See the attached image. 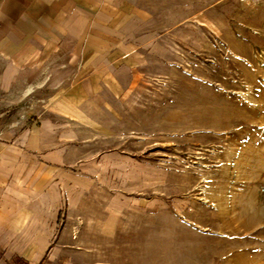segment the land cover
<instances>
[{
	"label": "rangeland",
	"instance_id": "rangeland-1",
	"mask_svg": "<svg viewBox=\"0 0 264 264\" xmlns=\"http://www.w3.org/2000/svg\"><path fill=\"white\" fill-rule=\"evenodd\" d=\"M168 1L110 128L132 162L116 199L146 207L90 209L80 244L97 264H264V0Z\"/></svg>",
	"mask_w": 264,
	"mask_h": 264
},
{
	"label": "crops",
	"instance_id": "crops-1",
	"mask_svg": "<svg viewBox=\"0 0 264 264\" xmlns=\"http://www.w3.org/2000/svg\"><path fill=\"white\" fill-rule=\"evenodd\" d=\"M168 2L0 0V264H97L80 244L90 209L146 207L116 199L132 162L110 128L158 55L143 30Z\"/></svg>",
	"mask_w": 264,
	"mask_h": 264
},
{
	"label": "bare ground",
	"instance_id": "bare-ground-1",
	"mask_svg": "<svg viewBox=\"0 0 264 264\" xmlns=\"http://www.w3.org/2000/svg\"><path fill=\"white\" fill-rule=\"evenodd\" d=\"M237 1H239V0H237Z\"/></svg>",
	"mask_w": 264,
	"mask_h": 264
}]
</instances>
